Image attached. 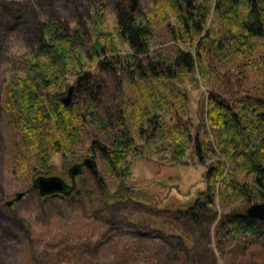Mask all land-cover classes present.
I'll return each instance as SVG.
<instances>
[{"label":"trees","instance_id":"1","mask_svg":"<svg viewBox=\"0 0 264 264\" xmlns=\"http://www.w3.org/2000/svg\"><path fill=\"white\" fill-rule=\"evenodd\" d=\"M105 14L104 5L94 12L89 41L80 24L73 31L62 23L44 22L24 60V74L7 86L9 125L22 139L21 164L37 172L34 182L54 175L52 158L78 146L82 126L91 120L98 121L96 126L109 142L94 143L91 150L112 175L129 177L133 160L137 156L151 160L145 150L151 146L161 150L160 141L168 143L162 146L171 157L162 159L171 165L184 164L193 146L207 170L205 190L189 203V210L210 207L217 191L228 202L243 199L250 205L253 198L264 202V96L209 89L194 116L184 86L190 76L198 82V72L206 79L220 78L233 54H254L264 39V0H157L151 16L159 23L173 19L169 33L174 42L193 46L194 51L180 50L172 58L151 51L153 26L147 15L123 11L111 28ZM104 71L126 75L136 90L133 101H124L118 120L97 107L84 114L93 110L92 102L87 107L78 104L72 111L62 104L63 92L72 86L70 80L82 94L92 91L95 99ZM97 180L106 194L105 183ZM135 197V188L124 185L114 195L106 194L117 202ZM233 214L231 236L254 235L256 225L249 222L247 211L239 208Z\"/></svg>","mask_w":264,"mask_h":264},{"label":"rangeland","instance_id":"2","mask_svg":"<svg viewBox=\"0 0 264 264\" xmlns=\"http://www.w3.org/2000/svg\"><path fill=\"white\" fill-rule=\"evenodd\" d=\"M156 1L0 0V264H264V221L249 218L256 225L252 236L233 237L229 225L235 210L247 211L263 201L253 198L250 205L243 199L228 202L217 191L210 207L189 210V203L205 190L207 170L193 146L184 157V164L171 165L162 159L171 157L162 146L168 143L160 141L161 150L155 146L145 150L151 160L137 156L131 175L118 177L109 173L101 157L91 150L94 143L109 142L104 130L96 126L98 121L87 120L82 126L80 144L51 160L56 167L53 176L71 184L69 170L94 159L98 175L83 168L82 173L74 176L75 191L67 199H41L33 188L37 172L21 164L20 157L25 152L21 137L9 125L7 86L24 74V60L38 40L41 25L62 23L74 31L80 24L89 41L88 27L94 12L104 5L111 28L123 11L133 16L147 15L153 26L151 51L167 58L180 50L194 51L188 43L172 39L169 30L175 23L173 19L159 23L158 18L151 16ZM122 49L128 51L126 47ZM246 54L231 55L220 78L206 79L200 72L196 74L198 82L193 76L187 77L184 86L194 116L200 98L209 89L223 88L229 93L233 89L237 96H264V39L253 55ZM99 82L102 87L95 99L92 91L86 96L74 86V108L78 104L87 107V102H92L93 110H84V114L97 107L118 120L124 113V101H133L136 90L129 86L124 74L110 75L104 71ZM96 178L105 183L107 195H114L124 185L135 188L136 199H107ZM20 192H25V197L8 206L7 202Z\"/></svg>","mask_w":264,"mask_h":264},{"label":"water","instance_id":"3","mask_svg":"<svg viewBox=\"0 0 264 264\" xmlns=\"http://www.w3.org/2000/svg\"><path fill=\"white\" fill-rule=\"evenodd\" d=\"M74 92L75 87H70L67 91L66 95L61 98L62 104L69 110L72 111L74 105L76 104L74 101ZM84 164L92 170V173L96 176L98 175V170L96 169V165L94 159H87ZM79 172L77 166L72 169V175H76ZM35 187L39 188L41 196H49L51 194H60L66 190V185L64 181L60 177H38L37 181L35 182ZM25 192H20L16 194L15 198L8 201V206H13L17 201L22 200L25 197ZM247 215L250 218L264 221V202L257 203L250 206L247 209Z\"/></svg>","mask_w":264,"mask_h":264},{"label":"flooded vegetation","instance_id":"4","mask_svg":"<svg viewBox=\"0 0 264 264\" xmlns=\"http://www.w3.org/2000/svg\"><path fill=\"white\" fill-rule=\"evenodd\" d=\"M77 167L79 169V173H82L84 171L83 168H85V169L87 168L92 173V170H90L84 163L83 164H79ZM71 175H70V177H71L70 178L71 184H69L68 180H65L64 178H61L64 181L65 185H66V190L63 193H60V194H51L49 196H42V197H64V198H68L69 196H71L72 194H74V191H75L74 190L75 189L74 180L75 179H74V175H72V176ZM35 182H34V184H35ZM34 188L40 193L38 187H35V185H34ZM13 199H14V197H13Z\"/></svg>","mask_w":264,"mask_h":264}]
</instances>
